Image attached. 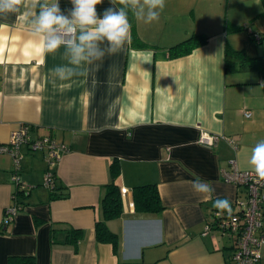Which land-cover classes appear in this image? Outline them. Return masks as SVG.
Masks as SVG:
<instances>
[{
  "label": "crops",
  "instance_id": "crops-1",
  "mask_svg": "<svg viewBox=\"0 0 264 264\" xmlns=\"http://www.w3.org/2000/svg\"><path fill=\"white\" fill-rule=\"evenodd\" d=\"M262 1L165 0L158 21L146 24L133 16L137 39L84 65L70 81L52 76L50 69L67 63L63 48L49 54L32 41L24 9L0 18V143L20 124L28 125L31 138L62 143L53 171L58 193H67L50 198L46 150L23 145L18 175L29 189L13 221L0 229V264L22 255L37 264L229 263L230 237L206 226L218 211L216 197H228L235 212L244 195V187L225 182L221 172L230 169L231 159L249 169V150L264 139V74L256 65L225 64L224 51L229 46L261 56L264 38L251 46L245 29L227 27L264 32ZM59 2L62 9L71 7L70 0ZM108 6L104 0L97 8ZM193 33H204L206 41L169 56L171 45ZM203 131L219 137L214 146L198 141ZM114 159L123 210L106 224L117 235L116 251L94 230ZM12 171L11 155L0 154V218L14 202ZM196 176L213 182V199L192 191ZM148 183L156 185L163 205L156 213L135 209L133 187ZM70 229L81 231L76 246L67 241ZM258 232L264 236V227ZM259 256L264 264V242Z\"/></svg>",
  "mask_w": 264,
  "mask_h": 264
},
{
  "label": "clouds",
  "instance_id": "clouds-1",
  "mask_svg": "<svg viewBox=\"0 0 264 264\" xmlns=\"http://www.w3.org/2000/svg\"><path fill=\"white\" fill-rule=\"evenodd\" d=\"M103 2L70 0L71 7L62 9L59 0H0V18L6 19L24 9L31 40L49 54L63 48L67 63L50 69L52 76L59 81H70L80 74L84 65L118 53L131 41L130 12L137 21L151 24L159 20L165 8V0H109V6L101 12L97 6ZM247 165L258 181H264V139L250 148ZM190 186L201 199H213L212 181L196 176ZM213 207L218 210L217 215L232 214L228 197H216Z\"/></svg>",
  "mask_w": 264,
  "mask_h": 264
},
{
  "label": "built area",
  "instance_id": "built-area-1",
  "mask_svg": "<svg viewBox=\"0 0 264 264\" xmlns=\"http://www.w3.org/2000/svg\"><path fill=\"white\" fill-rule=\"evenodd\" d=\"M259 34H253L252 38L256 42L260 41ZM264 86V85H262ZM245 117H250L251 112L245 111ZM198 141L204 145L214 146L217 142V135L201 132L197 137ZM229 143L235 145V140L228 139ZM26 145L29 150H46V161L48 167L44 174V182L47 187L53 186V167L60 159L64 150V145L58 143L50 136L31 138L28 125L20 124L12 130L9 139L5 143H0V154L9 153L13 161L12 180L17 185L16 190H21L25 194L29 186L19 179L20 161L23 157L21 147ZM229 170H223L222 177L225 182L236 186L244 187V195L236 201V211L228 214L217 215L213 211L211 221L206 226V231L216 229L220 234H225L231 239V253L228 264H258L260 259V247L264 242V236L259 234L264 227V181H258L255 174L250 169H240L235 160H228ZM15 192L12 193L13 203L3 209L0 218V229L8 225L15 218L22 204L18 202Z\"/></svg>",
  "mask_w": 264,
  "mask_h": 264
},
{
  "label": "trees",
  "instance_id": "trees-1",
  "mask_svg": "<svg viewBox=\"0 0 264 264\" xmlns=\"http://www.w3.org/2000/svg\"><path fill=\"white\" fill-rule=\"evenodd\" d=\"M264 2V1H262ZM129 19L130 23L134 25V19L133 15L130 12L129 13ZM227 27V26H226ZM245 29L248 34L250 35L251 39L253 34L250 31L249 25H234V26H228V31H238ZM260 35L259 38H264V32L258 33ZM131 38L132 40L137 39V36H135L134 30L131 32ZM207 36L204 33H193L190 36L186 37L183 40H180L179 42L171 45L169 47V56L171 57H177L187 54L188 52H191L193 48L201 45L206 41ZM139 41V40H138ZM139 46L141 47H147L148 45L146 43H142V41H139ZM225 52V64L229 65H235L236 63L241 67H252L257 66L261 69L262 74H264V55L251 57L248 56L246 51L243 49H233L229 46H226ZM109 175L110 180L105 185L104 193L101 197V210H102V216L95 222L94 230H95V237L100 242H108L111 243L113 250L116 251L117 248V235L116 233L109 230L106 220L113 219L118 217L122 213V200H121V190L120 186L117 183L116 179L119 176V163L114 159L109 165ZM55 173L53 171V186L48 187L50 190V198H59V197H65L67 193H62L58 191L60 190L56 183H55ZM156 185L154 183H148V184H142L137 185L133 187V199L135 203V209L138 212H153L156 213L160 210H163V205L161 203V200L157 188H155ZM16 194L18 197V202H21V198L23 197V193L21 190H16ZM20 197V199H19ZM81 231L78 229H70L67 233V241L72 242L76 246V242L81 238ZM8 264H37L35 261V258L30 255H22V256H12L9 258Z\"/></svg>",
  "mask_w": 264,
  "mask_h": 264
},
{
  "label": "rangeland",
  "instance_id": "rangeland-1",
  "mask_svg": "<svg viewBox=\"0 0 264 264\" xmlns=\"http://www.w3.org/2000/svg\"><path fill=\"white\" fill-rule=\"evenodd\" d=\"M245 39H247V41H249V42H247L248 43V45L250 44L251 46H260L261 45V43H257L256 41H254V40H252V39H250V38H245ZM250 48V47H249ZM251 53H253V51H251ZM41 151V150H40Z\"/></svg>",
  "mask_w": 264,
  "mask_h": 264
}]
</instances>
